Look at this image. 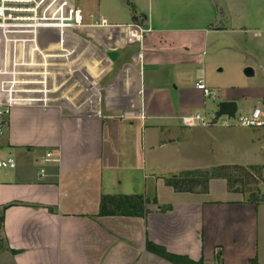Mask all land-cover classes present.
<instances>
[{"label": "crops", "instance_id": "1", "mask_svg": "<svg viewBox=\"0 0 264 264\" xmlns=\"http://www.w3.org/2000/svg\"><path fill=\"white\" fill-rule=\"evenodd\" d=\"M87 2L85 22L109 26L0 29V97L13 103L0 147L17 161L0 170V264H176L148 243L204 264H259L264 123L182 117L207 107L196 82L209 52L260 34L264 0ZM223 100L239 111L234 92ZM48 152L59 161L44 164ZM223 168L249 172L256 190L222 177L205 193L167 183ZM134 195L149 201L146 216L112 214L109 201L101 214L103 198Z\"/></svg>", "mask_w": 264, "mask_h": 264}, {"label": "rangeland", "instance_id": "2", "mask_svg": "<svg viewBox=\"0 0 264 264\" xmlns=\"http://www.w3.org/2000/svg\"><path fill=\"white\" fill-rule=\"evenodd\" d=\"M75 6L83 8L86 12L88 8H95L94 4L88 3L87 0H76ZM259 35L248 32L235 36V45L226 48L220 46L219 49L209 52L208 61L203 65L205 72V84L211 91H217L216 99L207 98L206 109L200 112L210 119L216 111L218 104L223 101L225 92H234L235 95L242 99L238 116L250 114L256 106L264 112V98L261 99L259 91L264 90V28L259 31ZM252 68L255 72L253 76H247L245 70ZM263 97V95H262ZM264 116H262V119ZM226 120L229 123H237L236 120H228L222 117L219 120L221 125ZM222 178L228 180L229 189L254 191L256 185L251 180L249 183L244 178L242 183L233 181L235 176L240 174L231 173L229 176ZM190 178H196L201 183L197 188H193L196 192L205 193L209 190L210 182L214 178L209 176H200L199 174L191 175ZM242 176V174H241ZM217 178V177H215ZM228 178H232L229 181ZM259 264H264V211L261 212L259 225Z\"/></svg>", "mask_w": 264, "mask_h": 264}, {"label": "built area", "instance_id": "3", "mask_svg": "<svg viewBox=\"0 0 264 264\" xmlns=\"http://www.w3.org/2000/svg\"><path fill=\"white\" fill-rule=\"evenodd\" d=\"M76 1V0H75ZM75 1L71 0H0V29H24L31 31H39L46 28H58L63 30H74L84 26L103 27L109 26V22L105 18L93 20L91 17L89 23L85 22L83 12L74 5ZM1 36V34H0ZM2 38L0 37V63L2 58ZM196 87L202 90L205 96L216 99L217 92L211 91L203 80L196 82ZM13 103L7 101L5 96L0 97V144L6 134L9 117ZM228 120H236L241 126L254 127L263 125L262 110L255 108L248 115H240L238 113L234 118L223 116ZM215 114L207 119L202 113H194L182 117L183 124L188 127L202 126L208 127L213 125ZM222 118V117H221ZM219 118L217 123L219 124ZM223 125L230 124L226 120ZM59 161L54 158L53 152H48L43 158V163ZM17 168V161L12 156H3L0 147V170L10 171ZM40 172L45 173V168H41Z\"/></svg>", "mask_w": 264, "mask_h": 264}, {"label": "trees", "instance_id": "4", "mask_svg": "<svg viewBox=\"0 0 264 264\" xmlns=\"http://www.w3.org/2000/svg\"><path fill=\"white\" fill-rule=\"evenodd\" d=\"M226 171L227 170L225 168H223L221 170L219 169L213 173H208L207 176H209L210 178H215V177L227 176L226 174H228V176H229L231 173H234V172H226ZM241 171L237 174H240L239 177H241L240 178L241 180L244 178V180L246 181V179L251 174L249 172L243 173ZM234 174H236V173H234ZM241 174H242V176H241ZM188 175H194V173H191ZM229 177H231V176H229ZM235 177H237V176H235ZM228 179H229V181L232 180V178H228ZM233 181L237 182L238 180H236L234 178ZM242 182H244V181H242ZM167 183L169 185L173 186L178 191H189L190 189L193 190V188L196 185L200 184L201 182H200V180H197L196 178L172 177V178L168 179ZM107 201L113 202L115 204V206L118 208V210H117L118 212L117 211L111 212L112 214L121 213L122 215H133V216L144 217L148 213L146 205L149 201L142 195L105 197V198H103V202H102L101 214L106 213V202ZM154 202L156 203V199L154 200ZM5 209H6V207H4L2 212H0V251H2L4 249L1 232H2V229L4 227V222H5V215H4ZM148 247L151 248L153 251H155V253L163 256L164 258H166L169 261L174 262L176 264H204L205 263L203 259L196 262L187 256H178V255L167 253L164 248H162L161 246L154 245L152 243H148ZM251 264H257V258H255L251 262Z\"/></svg>", "mask_w": 264, "mask_h": 264}, {"label": "water", "instance_id": "5", "mask_svg": "<svg viewBox=\"0 0 264 264\" xmlns=\"http://www.w3.org/2000/svg\"><path fill=\"white\" fill-rule=\"evenodd\" d=\"M75 1V0H71ZM247 76H253L254 70L252 68H247L245 70ZM238 112V102L235 100H223L218 104L216 111L214 112L216 118L213 119V123H217L218 119L223 116H228L229 118H234ZM264 197V196H263Z\"/></svg>", "mask_w": 264, "mask_h": 264}]
</instances>
